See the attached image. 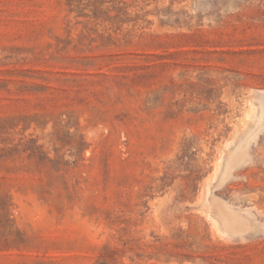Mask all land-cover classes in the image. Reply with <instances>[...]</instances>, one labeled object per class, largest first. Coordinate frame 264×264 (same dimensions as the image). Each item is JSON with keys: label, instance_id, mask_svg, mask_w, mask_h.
Returning a JSON list of instances; mask_svg holds the SVG:
<instances>
[{"label": "rangeland", "instance_id": "374dc122", "mask_svg": "<svg viewBox=\"0 0 264 264\" xmlns=\"http://www.w3.org/2000/svg\"><path fill=\"white\" fill-rule=\"evenodd\" d=\"M0 264H264V0H0Z\"/></svg>", "mask_w": 264, "mask_h": 264}]
</instances>
